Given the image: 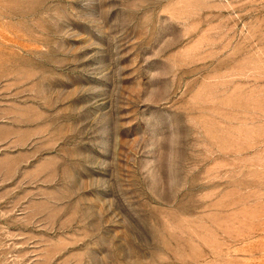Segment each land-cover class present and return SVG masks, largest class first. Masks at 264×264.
I'll list each match as a JSON object with an SVG mask.
<instances>
[{
    "label": "rangeland",
    "instance_id": "obj_1",
    "mask_svg": "<svg viewBox=\"0 0 264 264\" xmlns=\"http://www.w3.org/2000/svg\"><path fill=\"white\" fill-rule=\"evenodd\" d=\"M0 264H264V0H0Z\"/></svg>",
    "mask_w": 264,
    "mask_h": 264
}]
</instances>
